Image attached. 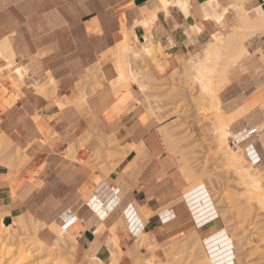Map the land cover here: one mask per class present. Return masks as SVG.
Listing matches in <instances>:
<instances>
[{"label": "crops", "instance_id": "obj_1", "mask_svg": "<svg viewBox=\"0 0 264 264\" xmlns=\"http://www.w3.org/2000/svg\"><path fill=\"white\" fill-rule=\"evenodd\" d=\"M164 1L0 0V42H7L23 69L18 90L1 72L5 68L0 70V133L26 157L18 168L0 163L1 220L8 226L18 217L30 219L45 244L73 239L72 264H110L111 230L122 221L132 238L146 232L160 258L164 249L196 238L203 245L223 229L219 218L198 219L184 195L183 208L171 205L177 187L170 172L165 175L163 126L147 119L143 106H128L122 115L127 99H116L106 84L79 99L85 71L109 56L123 35L159 77V70L176 69L203 52L216 34L238 27L236 13L251 21L264 15V0H183L184 7ZM208 3L218 8L211 10ZM206 10L212 13L207 19ZM150 45L154 61L144 53ZM247 51L224 75L227 85L219 100L227 113L264 88V29L251 36ZM104 66L109 81L110 65ZM262 111L249 117L251 126L242 121L233 143L264 176V132L246 135L259 129L256 117ZM108 140L117 144L104 147ZM119 148L124 157L113 167L106 164L107 174L88 164L97 152ZM91 197L102 205L98 217L82 214Z\"/></svg>", "mask_w": 264, "mask_h": 264}, {"label": "rangeland", "instance_id": "obj_2", "mask_svg": "<svg viewBox=\"0 0 264 264\" xmlns=\"http://www.w3.org/2000/svg\"><path fill=\"white\" fill-rule=\"evenodd\" d=\"M236 17L237 21L239 20L237 27L239 28L244 15L241 13L239 16L236 13ZM260 30L263 29L252 31L238 29L240 32L233 45L222 49V52L212 57L210 65L214 70L211 74H204V77L211 79L208 92L202 90L199 84L194 82L192 76L183 70L184 65L186 67L202 52L189 60L181 61L172 71L159 70V77H154L144 62L139 60L135 62L134 68L138 72V77L140 76L138 82L131 77L120 92L115 91L111 86V82L117 77L115 70L117 58L113 54L114 48L109 56L102 57L99 63L85 71L77 88L80 91L79 99L82 101L86 93L94 92L106 84L116 99H127L122 105L124 109L122 115L127 113L126 107L128 106H143L146 110L144 116L147 119H153L162 124L159 135L166 150L165 175L170 172L177 187V194L171 205H177L178 209L183 208L182 197L184 195V200H188L190 204H187L195 210L198 219L219 218L222 228L227 231L234 243V251L237 255L236 264H264V207L259 208L255 202L249 201V194L240 185L237 177L218 152L214 143V131H212L213 121L218 113L213 106L217 101L224 118L222 121L231 133L244 128L242 121L246 120L247 124L250 116L255 117L256 110H263L264 113V88L257 92L260 98L256 93L244 106L233 113H227L219 100L220 91L227 85L225 73L240 61L234 62L239 54V45H245L247 48L251 36ZM106 63H109L111 69L112 77L109 82L104 75V64ZM3 68L0 67V70ZM1 72H4L11 88L18 90L23 76L14 75L7 68ZM91 72L94 73L92 78L90 77ZM237 115H239L238 120L233 122L231 117ZM256 118L259 119L256 123L259 125V130L264 128V114ZM248 125L251 126V122ZM229 143L233 147V139H229ZM116 144L115 141L108 140L104 143V147L112 148ZM122 152L121 148L118 151H99L88 160V164L98 172L107 174L106 164H111L113 167V161L116 158L124 157V154L121 155ZM25 161V155L20 157V151L14 148L11 140L0 133V163L12 169L20 167ZM242 166L250 170L264 189L263 173L248 163L245 157ZM164 212L167 213V209ZM182 216L190 218V214L186 212ZM16 219H21L19 229L15 224ZM16 219L10 225L18 236L15 240L20 239L27 242L29 248L33 249L38 247L37 242L46 248L54 247L55 241L45 244L37 239L40 227L36 223H32L26 217ZM125 227L123 221L117 225L113 224L111 230L113 251L110 250V264H127L128 261L134 264H203L206 257L204 244L202 245V242L196 238L162 250L163 257L160 258L156 255L158 249L151 245L146 232L141 233L137 238H132ZM66 241L69 247H73V250L69 253L64 252L61 257L66 259V262L69 261L67 264H72L73 256H75V243L71 238ZM1 242L4 247L9 248L5 241ZM4 258L2 264L19 263V256H4ZM39 262L40 260H30L27 264H39ZM46 264H58V262L53 259Z\"/></svg>", "mask_w": 264, "mask_h": 264}, {"label": "bare ground", "instance_id": "obj_3", "mask_svg": "<svg viewBox=\"0 0 264 264\" xmlns=\"http://www.w3.org/2000/svg\"><path fill=\"white\" fill-rule=\"evenodd\" d=\"M171 1L173 2V0ZM182 2L183 0H176L175 4L177 6L182 7L183 6ZM209 3H208L209 8H212V6L216 8L218 6L216 3H214L213 5H211L212 3L211 4ZM164 5L165 6L169 5L168 0L164 1ZM207 10H206V17H209L211 16L210 14H208L210 10L209 11ZM211 10L214 9L212 8ZM215 20H219V18L215 17ZM241 23H242L241 27L233 28L232 31L228 33L226 36H223L222 34L219 33L216 34L213 37V42L205 47L201 55L195 57L186 67L184 65L183 68L184 72L189 74V76H192V78L195 80L194 82L198 83L199 87L202 90L206 92L210 90L209 83L211 79L204 77V74H211L214 70V68L210 65L212 61V57H214L217 53L222 52L223 51L222 49L233 45L240 32L238 31V29L245 31L264 29V15L255 21H251L248 18H246V16H244L241 19ZM144 53L146 56L150 57L153 61L156 60L155 50L152 45L145 48ZM238 53L239 54L237 55L236 60L234 62L241 60L248 54L245 45H241V44L239 45ZM11 54L12 52L7 42H0V67L7 68L10 70L11 73L21 77V72L23 69L19 63L14 62ZM113 54L117 58L116 67H115V70L117 72V77L115 80L111 82V86L113 90L120 92L124 84H127V82H129L128 81L129 78L132 77L136 82H138L140 76L138 77V72H136L134 68H135V62L141 60L140 58L141 56L136 52H132V49L130 48V45L127 43V40L124 35L123 38L117 40V44L113 49ZM93 75L94 73L91 72L90 77L92 78ZM41 77H43V75ZM260 93L262 92L260 91ZM258 96L259 95L257 93V97ZM215 102L216 103L214 104L213 107L216 108L215 111L218 113V116L215 117V120L213 121L214 124L212 123L213 124L212 131H214L213 132V136L215 139L214 143L218 148V152L221 154L223 160L226 162V165L230 168V170L233 171V173L235 174L234 176L237 177V180L240 182V185H242V187H244L246 192L249 194L248 195L249 201L255 202L259 208L264 207V189H262L259 180L257 178H254V175L250 173V170H246V168L242 166V163L244 162V157H243V150L240 148V146H238L235 143H233V147L230 145L229 139H233L234 133H231V131L223 123L222 119L224 118L218 108L217 101ZM238 117L239 115L233 116L231 117V120H233V122L234 121L236 122L238 120ZM249 167L251 166L249 165ZM250 169L252 170L253 168ZM93 197L89 198V200L86 201L87 207L82 212V214L86 213L84 214L85 216L91 213L96 217H98L96 211L100 207H102V205L100 203H93L92 202ZM103 208L105 209V207ZM15 224L18 226L19 229L21 224V219H16ZM16 238L18 239V236L12 230V227H10V225L4 226L0 218V264L3 263L5 259L4 256L12 257L14 255L19 256L18 264H27L30 260H37V261L40 260L39 264H46L47 262L52 261L53 259L57 260L58 264H67L69 261L67 260L68 262H66V259L62 258L61 255H64V252L69 253L73 250V247L71 246L69 247L67 245V241L63 238L58 239L54 243V247L51 248H46L43 244L37 242L38 247L35 249L29 248L27 242H23L20 239L15 240ZM1 239L9 245L8 249L4 247V245L2 244L3 242H1L2 241ZM203 244L206 249V257L203 261V264H236L237 255H235L234 243L226 230L222 229L210 235L204 240Z\"/></svg>", "mask_w": 264, "mask_h": 264}, {"label": "built area", "instance_id": "obj_4", "mask_svg": "<svg viewBox=\"0 0 264 264\" xmlns=\"http://www.w3.org/2000/svg\"><path fill=\"white\" fill-rule=\"evenodd\" d=\"M264 132V128H262V129H255V128H253V129H250V130H248L247 131V133H246V135H250V136H252V135H255V134H261V133H263ZM236 143V142H235Z\"/></svg>", "mask_w": 264, "mask_h": 264}, {"label": "snow or ice", "instance_id": "obj_5", "mask_svg": "<svg viewBox=\"0 0 264 264\" xmlns=\"http://www.w3.org/2000/svg\"><path fill=\"white\" fill-rule=\"evenodd\" d=\"M207 19V17H205Z\"/></svg>", "mask_w": 264, "mask_h": 264}]
</instances>
